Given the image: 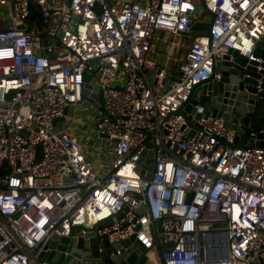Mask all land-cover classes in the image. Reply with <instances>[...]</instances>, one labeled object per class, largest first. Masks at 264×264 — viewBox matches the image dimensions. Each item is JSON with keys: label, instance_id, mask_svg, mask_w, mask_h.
Masks as SVG:
<instances>
[{"label": "built area", "instance_id": "obj_1", "mask_svg": "<svg viewBox=\"0 0 264 264\" xmlns=\"http://www.w3.org/2000/svg\"><path fill=\"white\" fill-rule=\"evenodd\" d=\"M235 52L263 101L264 0H0V264L88 232L147 264L264 261V127L240 147L179 114Z\"/></svg>", "mask_w": 264, "mask_h": 264}, {"label": "water", "instance_id": "obj_2", "mask_svg": "<svg viewBox=\"0 0 264 264\" xmlns=\"http://www.w3.org/2000/svg\"><path fill=\"white\" fill-rule=\"evenodd\" d=\"M209 14L213 17L212 13L209 12ZM256 54H259L258 50ZM231 58H234L242 66L246 64V60L239 57L237 52L225 56L224 67L216 70L221 74L220 81L216 82L211 79L194 86L191 100L184 109L179 111V114L186 116L187 113H192L196 120L203 115L222 117L226 121L227 127L236 134L235 146H246L241 145V140H243V143H248V146L252 147L254 141L251 138V133L257 132L260 126L264 127V100L258 103H255L254 100L247 101L244 89L253 92L255 90L246 87L245 84H255V82L250 79L243 80V75L248 72L243 71L242 68L230 71ZM85 80L87 83L84 95L88 96L89 90L92 88L89 83L91 77L86 76ZM232 84L235 85L232 86ZM238 90L241 91L240 95H236ZM93 98L97 99L101 105L103 104L102 95H95ZM235 99L238 101L235 102ZM247 102L252 105L247 106ZM195 106H200V109L196 110ZM100 111L103 112V107L100 108ZM248 111L250 112L248 113ZM66 113L67 109L64 111V115ZM59 120L61 121L62 118ZM150 163L154 164V160L152 159ZM93 237V232H88L85 235H73L71 238L54 236L46 246V250H51L47 254V259L53 264H147L143 247L138 243L133 245L134 237L123 243L115 244L107 250L105 256L98 252L97 240ZM106 246H108V242L105 238L104 248ZM127 248L128 250H125ZM260 264H264V261Z\"/></svg>", "mask_w": 264, "mask_h": 264}, {"label": "crops", "instance_id": "obj_3", "mask_svg": "<svg viewBox=\"0 0 264 264\" xmlns=\"http://www.w3.org/2000/svg\"><path fill=\"white\" fill-rule=\"evenodd\" d=\"M149 254H151V256H148L151 258V261H154L157 264V261L159 259L160 256V249L159 247H155L154 249L149 251Z\"/></svg>", "mask_w": 264, "mask_h": 264}, {"label": "rangeland", "instance_id": "obj_4", "mask_svg": "<svg viewBox=\"0 0 264 264\" xmlns=\"http://www.w3.org/2000/svg\"><path fill=\"white\" fill-rule=\"evenodd\" d=\"M203 19H208L209 20V17H208V15H205V16H203ZM87 112H92V111H90V109H88V110H86ZM79 113H81V111L79 110L78 111ZM78 117H80V114H78L77 115ZM84 117V119L88 122V121H90L91 119V117H87V116H83ZM148 256H151V254H149V252H148V254H147ZM161 263V261H160V259H158V261H157V264H160ZM149 264H156L154 261H151Z\"/></svg>", "mask_w": 264, "mask_h": 264}, {"label": "snow or ice", "instance_id": "obj_5", "mask_svg": "<svg viewBox=\"0 0 264 264\" xmlns=\"http://www.w3.org/2000/svg\"><path fill=\"white\" fill-rule=\"evenodd\" d=\"M184 7H185V8H187V7H188V5H184Z\"/></svg>", "mask_w": 264, "mask_h": 264}, {"label": "trees", "instance_id": "obj_6", "mask_svg": "<svg viewBox=\"0 0 264 264\" xmlns=\"http://www.w3.org/2000/svg\"><path fill=\"white\" fill-rule=\"evenodd\" d=\"M200 27V26H199Z\"/></svg>", "mask_w": 264, "mask_h": 264}]
</instances>
